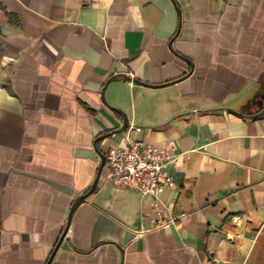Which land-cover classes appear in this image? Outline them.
Returning <instances> with one entry per match:
<instances>
[{
	"label": "crops",
	"instance_id": "crops-1",
	"mask_svg": "<svg viewBox=\"0 0 264 264\" xmlns=\"http://www.w3.org/2000/svg\"><path fill=\"white\" fill-rule=\"evenodd\" d=\"M129 141L157 205L100 171ZM52 256L264 264V0H0V264Z\"/></svg>",
	"mask_w": 264,
	"mask_h": 264
},
{
	"label": "built area",
	"instance_id": "built-area-1",
	"mask_svg": "<svg viewBox=\"0 0 264 264\" xmlns=\"http://www.w3.org/2000/svg\"><path fill=\"white\" fill-rule=\"evenodd\" d=\"M171 160L168 151L129 141L126 148L111 149L106 155L105 165L109 169L108 180L111 184L135 189L157 205L166 191L177 185L167 170Z\"/></svg>",
	"mask_w": 264,
	"mask_h": 264
},
{
	"label": "water",
	"instance_id": "water-1",
	"mask_svg": "<svg viewBox=\"0 0 264 264\" xmlns=\"http://www.w3.org/2000/svg\"><path fill=\"white\" fill-rule=\"evenodd\" d=\"M121 78L124 79V80H127V81L132 80L130 77H127V76H122ZM112 80H115V79H112ZM134 81L137 82V83H140V81H138V80H134ZM114 110L117 111V112H120V111H118L117 109H114ZM124 119H125V126H124V129H127V128L129 127V121H128V117H127L125 114H124ZM105 164H106V156H105V155H102V166H101L100 171L103 170ZM97 185H98V179L96 180V182L94 183L93 187L89 190L88 193H86L85 195H83V196H81V197H79V198L77 199V201H76V202L74 203V205H73L72 213H73L74 209H75L79 204L83 203L88 197H90V195H92V194L94 193V191H95L96 188H97ZM67 233H68V228L64 231L62 239H64V237L67 235ZM61 243H62V241H60V242L58 243V245H57V247H56V249H55V251H54V253H53V256H54V254L56 253V251L59 249V247L61 246ZM53 256L51 257V259H50V261H49L48 264L51 263V261H52V259H53Z\"/></svg>",
	"mask_w": 264,
	"mask_h": 264
}]
</instances>
